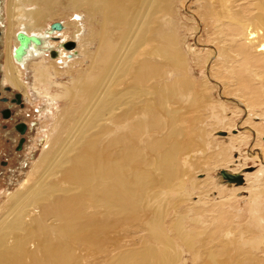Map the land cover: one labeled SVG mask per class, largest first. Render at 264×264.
<instances>
[{
  "label": "bare ground",
  "instance_id": "bare-ground-1",
  "mask_svg": "<svg viewBox=\"0 0 264 264\" xmlns=\"http://www.w3.org/2000/svg\"><path fill=\"white\" fill-rule=\"evenodd\" d=\"M205 1L208 2V0ZM229 1L231 4L227 7V19L229 20L230 27H227L225 32V41L228 42L230 49L226 48L227 55L223 52V49L219 51V55L223 57L219 69L223 72L221 75L218 74L217 77H222V85L225 86L229 94L233 93L236 96H240V98L246 99L248 103L246 106L240 101H236V103L239 107L244 106V108H247L250 112L249 124L251 123L254 130L256 129L255 131L258 137L256 144L257 146H262L264 145L262 142V138L264 137V0H247L248 11L251 12V15L246 17L240 12L235 13L233 7L236 6L232 5L235 4V1L233 0V3L232 0ZM61 3L62 2H59V0H10L8 6L9 32L5 40L7 43L8 55L4 65L6 79L4 78L5 81L2 83L3 86L10 84L22 90L25 100L28 102L29 93L28 91L24 92L25 87L31 90L34 89L32 91L34 94L36 93L35 96L49 97L51 96L52 86L57 84L59 85L60 92H54L53 96L58 100H68L70 104L63 110L62 115L64 116L62 118L65 117V121L60 123L61 118H58L54 127L58 132L55 137L61 138L67 127L69 131L67 138H64V140L62 139V147L58 154L51 155L50 152L55 143L61 142H56L57 139L53 138L54 140H52L53 143L51 142L50 150L46 149L48 151L43 153L41 159L34 167L33 175H31L32 178L30 176L33 182L22 184V190L14 191L15 193L10 194L8 199L0 205V264L69 262L70 256L68 248L71 242L76 240L99 241L102 229L107 223L100 219L98 220V217L95 218L86 215L87 212L85 213V207L87 202L90 201L91 204L96 207L102 206L103 209L106 210V213L108 212V214H113L115 216L135 208L137 206L139 192L145 187L144 183L147 180L140 175L137 181L134 180V183L130 182V173L131 171L133 172L134 164H132L129 159H131L132 155L135 153L134 146L136 145H134V142H139L142 146L150 150L149 139L168 129L169 133L166 135V145L170 150L166 151L167 155L165 153V158L162 156L160 160H155L157 165L155 167L159 175H162L170 186V181L173 179V176L171 177L172 179L169 178V176H165L164 169L166 165L171 163V157H174L176 152L183 150L182 147L186 140L180 139L179 136L184 137L185 129L183 123L186 124L188 119H186V121L185 119L184 121H180V110L178 113L176 110L175 113H173V109L166 106L167 100L169 99L168 92L171 88L167 85V81H163L167 83L166 86H168L169 89L166 93L162 89L165 94L163 95L162 93L164 97H161L159 102L157 98L155 99L157 102L154 100L149 101L150 103H148L144 109V115L140 118H138L139 116L136 117L138 118L137 121L131 123L126 120H121L124 118V113H120V106L123 107L122 105L125 104L124 107H126V104L129 103L133 107L135 100L138 102L142 100L145 89H142L143 93L140 95L138 90H140L139 87L141 83H157L155 87H161L163 85V75L165 71L168 72V69H166L168 67L171 69V73L174 71L173 76L175 78L173 79H175L176 82H174L177 85L174 87L180 90L183 88L182 91H184V93L179 92L180 90H175L178 95H181V98L183 97L184 100L191 99L192 101H196L197 106H199L198 101L202 99L205 100L203 94L206 91L204 92L202 89V91L198 89V85L196 86L191 81L194 79L193 77H191L193 79L190 80V67L187 66L188 68L186 67L185 69V65L181 64V62H179V64H181L179 66L176 64L175 60L178 59L177 57L179 54L183 56L186 64L188 62L183 51L179 48L180 45L178 41L180 37L177 38L176 36V31L178 30L175 28L173 17L172 15L168 16L169 14L167 13L169 6L168 0H69V9H74L75 11H79L81 8L86 9L92 14L91 17L94 19L97 15L101 14L103 20V22H101L102 26L100 23L98 24H100L99 26L102 30L100 29L97 34L98 45L96 50H92L86 45L87 43L84 41V38L83 41H80L77 36L71 38L66 36L70 33V31L67 33V26L73 23H69V25L67 24V26H65V24L61 22L64 26L62 30H57L55 32L51 31L52 24L48 25V21L54 17L63 16L65 13L64 11V13L62 11L61 13L55 10L56 6L61 5ZM244 3H246L245 0ZM1 4L0 12L2 8ZM32 6H36V8L32 9ZM238 9L240 11L241 8ZM163 10L166 22L168 21L166 25L169 31L166 30V32L158 28L156 19L152 17L153 13L158 14ZM77 17L78 19L80 18L79 16ZM1 22L2 18L0 13V24ZM69 28L71 27L69 26ZM64 29L66 33L62 32ZM3 31V28L0 27V42L4 39L3 37L5 34ZM21 31L28 35L38 36L41 38L42 44L36 45L32 43L24 53V56L17 58L15 56V49L19 45L17 35ZM112 31H114L113 36L112 33H110ZM219 35L220 34H218V36ZM218 36L216 37L218 38ZM157 37L160 38L161 41H156L155 39ZM154 40L155 43L158 44L155 45ZM218 40H220V37ZM211 41L214 43L217 42L214 37ZM68 42H75L76 48L74 50H72L73 48H66L65 44ZM92 42L96 41L92 39ZM221 46L224 48L225 42ZM52 51L57 52L55 57L52 56ZM80 54L83 56L82 59L78 58ZM86 60L89 61V64L84 67ZM78 65L79 67L77 68ZM165 65L169 66L163 67ZM2 66L0 62V70ZM59 66H66L65 68L67 69L65 73L72 76L70 86L56 81L58 76H62L64 72L60 70ZM30 67L33 68L35 84H26L25 86L23 79L25 74L24 71H28ZM164 68L166 70L161 73V70H164ZM72 71L78 73L77 77H73ZM159 72L163 74L160 80L158 78ZM128 78L129 80L132 79L130 82L132 84L135 83L133 85L138 87V89L130 85L132 88L129 87L127 90L124 89L123 92L122 88L120 91L123 92L122 95L124 96L121 95V92L118 90L119 88L115 89L117 92L119 91L118 93L122 97L120 98L119 94L114 91V88L124 85ZM166 78L168 77L166 76ZM151 81L154 83H151ZM193 81L195 82L196 79ZM148 84H146V86H148ZM202 84L206 85L208 90H214L212 84L210 85L208 80L204 79ZM178 86L181 88H178ZM153 87H151V90L155 89ZM164 87L165 86H163V88ZM185 89L188 91L186 92ZM145 92L147 91L145 90ZM138 93L140 95V101L137 100ZM148 94V92L145 94L147 95L146 97H150L154 93L150 94V96ZM54 97L52 98L54 99ZM128 99L131 101L129 100L130 102L127 103ZM76 100L80 103V108L78 110L80 116H77L80 118L75 125L73 124L74 126L69 124L73 129H76V132H74V130H70L69 128L68 122L71 117H67V115H72L77 111V109L73 107ZM143 100H145V98H143ZM173 102L175 101L173 100ZM219 104L223 108L226 106L222 102H219ZM130 109L131 108H129V110ZM123 110L122 108V111ZM194 112H196L195 109ZM235 113L239 115L241 110L237 108ZM128 114L130 115V113ZM189 117L192 120L193 116L190 115ZM163 118H166V126H160ZM131 119H134V117L132 116ZM107 120L112 124H117V129L121 131V134L109 136V140L103 141V133L107 132V134H110L108 132L112 129H109L107 126ZM214 124L215 123L212 124L210 131L206 126L207 130L205 132L209 137L204 142L207 149H203L198 155L199 157L196 156V161L198 160L197 163L202 165L201 168H210H208L209 173H215L220 168L229 167L233 162V156H231L232 154L230 153L231 148L232 150L234 148L236 149L237 144H239L240 147L244 144L250 145V137L255 134V132L249 129L252 135L248 132L230 136V146H227V148L224 146L227 149V156L222 155L221 157L219 155L216 156L217 159L215 161V158H212V162H208L211 160L209 156L211 153H209L207 157L206 153L210 151L213 146L215 147L217 142H219L220 145L223 144L222 139L215 137V131L228 127L231 128L235 125L233 119L224 120V118L217 119V126L215 125V128ZM187 127H189V125ZM203 129L205 128H202V130ZM79 131L81 132L77 134ZM199 131H201V129ZM72 132L77 135L73 140L71 139L72 141L70 144L79 148L80 151L78 154L69 158L66 156L67 154L65 155V148L66 150L68 148V144L65 145V141L71 138H69V136ZM202 132L205 133L204 130ZM198 133L203 134L200 132ZM188 136L191 135H186V137ZM155 141L156 139L153 140L154 143L152 144L151 142V144L156 147ZM160 144L159 149L161 146ZM187 144H189V142H187ZM120 145L123 146V150L121 149L122 156L120 157L119 155L115 157L112 149L119 150ZM164 145L163 147H165ZM154 149L155 148H153L151 152H153ZM160 154L161 153L156 154V156H160ZM173 162L176 163V161ZM252 162L256 163V160H252ZM58 163L66 164L61 168V175L69 180L70 186L63 187L60 183L50 181L52 180L51 177L53 173L55 174L54 168ZM193 163L190 164L193 165ZM247 164L248 161L245 162V165ZM186 165L189 167V164L186 163ZM172 166L170 167L172 168ZM42 167H44V172L41 171ZM195 167L194 170L198 169L200 166L196 169ZM175 168L176 167H174V169ZM174 176H176V174ZM217 176L223 179L220 176V171ZM218 178L216 176L212 178L213 187L218 189L221 199L227 197V202H224L225 204L217 203L216 206L231 210V208L234 207H231V205L229 206V204L232 203L231 198L236 195V189L229 190L224 189V187H219L221 181ZM252 179L250 190L253 206L251 207L252 218L250 223H254V225L259 227L264 233V215L261 214V211H264V166L260 168L259 172ZM173 186L174 185L170 187ZM204 198L210 200L211 197L207 195ZM201 200L202 199H200V201ZM38 209L39 212H36ZM52 218H57L59 220L57 228L53 226V220L50 223ZM162 226H164V224L153 226V231L161 229L156 240L159 241V248L162 254L144 250L140 253H132L128 256L121 257L114 261L116 262L114 264H159L162 262V256H165V252H168L172 248L170 247L169 239H167L169 236L168 232L165 233ZM181 227L180 224L175 227V231L177 230L176 234L178 233L183 241H192L194 239L193 236L182 233ZM232 234V230L227 231V264H233L232 262L261 264L258 262L259 260L255 255L252 256L249 253L247 258H245L246 255L243 254L244 257L242 258H245L244 260L241 261L237 259L236 253L239 247L237 248L235 244L244 243L245 246H250L252 249L257 250L259 247L255 245L264 242V235H257L256 238L248 239L243 232H240V235L234 238H232ZM188 244L189 243L186 245H192V243H190V245ZM31 245L35 246L33 250L30 248ZM212 259H214V263L209 262L206 264H222L220 260H215L214 256L210 257L208 261ZM256 260L258 261L256 262Z\"/></svg>",
  "mask_w": 264,
  "mask_h": 264
},
{
  "label": "rangeland",
  "instance_id": "rangeland-1",
  "mask_svg": "<svg viewBox=\"0 0 264 264\" xmlns=\"http://www.w3.org/2000/svg\"><path fill=\"white\" fill-rule=\"evenodd\" d=\"M60 1L62 2L61 5H57L55 10H58L59 12L64 11L65 13L63 12V16L54 17L49 20L48 25L53 24L54 22H63L65 26H67V24L69 25V23H73L72 25H69L71 28L67 26V33L69 31L70 33H68L66 36L70 38L77 36L80 41H83L84 38V41L87 43L86 45H88L92 50H96L98 45L97 34L101 29L99 25L101 24V22H103L101 14L97 15L94 19L91 17L92 14H90L86 9L81 8L79 9V11L76 10V12L74 9L68 8L69 0H59V2ZM234 1L235 4L232 5L236 6L233 7L235 9V13L240 12L244 17L251 15V12L248 11L247 0H245L246 3H244V0ZM9 2L10 0H2V2H0L2 3V8L0 12L2 22L0 24V27L3 28V32L5 34H3V41L0 42V52H2L0 53V60L3 65L0 70V82L2 83L6 79L4 73V65L8 55L7 43L5 40L9 32ZM168 4L167 13L169 15H167H172L173 17L175 28L179 31V34L178 31H176L177 38L180 37L178 41L180 45L179 48L183 51V54L188 62L186 64L185 59H183V56L179 54L177 57L178 59L176 58L177 60H175L176 64H178V66L181 64L185 65V67L183 66L185 69L187 66H189L191 69V75L189 76L190 80L193 78L196 79L197 83L196 81H193L194 79L191 81L196 86L198 85V89H202L204 92L206 91L209 93L203 92L205 100L202 99L201 101H198L199 106L196 105V101H192L191 99V101L189 99L184 100V98H181V95H178V93L175 91L177 89L175 88L177 85L175 84V79H173L175 78L173 76L174 71L173 73H171V69L167 67L169 65H165L163 67H167L166 69H168V72L165 71L166 69L164 68V70H161V73L165 71L167 75L165 73L164 75L160 74V72L158 74L160 77L157 75L159 80L162 77L161 75L164 76L162 78L163 85L161 87L156 88L155 86L157 85V83H154V80L151 81V83L154 84H150V82L149 84L147 82H145L144 84L143 82L144 85L142 83L141 85L139 83L140 90L138 91L140 95L145 89L149 93V96L153 93V95L156 96L152 95L150 97H146L147 95L145 94H147V92H145L144 90L142 97L145 98V100L148 98L146 101L143 100V98L141 97L143 100L142 101L138 93L139 98L137 95V100L140 99L141 101L139 100L140 102H138L135 100V102H137L133 103L135 107H132L128 103L131 101L130 99H128V104H126L127 106L124 107V104L122 105L123 107L120 106L119 109L120 113H124V118L121 120H126L127 122L131 123L133 121H137L138 118L144 115V109L146 105L150 103L149 101L154 100L155 102H157V100H155L157 98L159 102L160 98L164 97L163 95L168 92L169 88H171L168 92L169 99L167 100L166 106L172 108L173 113H175V110L177 113L180 110V121H184V119L186 121V119H188V121L186 122L187 125L181 122L184 125L185 135L184 137H179L180 139L186 140H183L185 141L184 146L182 147L183 150H181L180 152H176L174 154V157L172 156L170 159L171 163H169V165H166V168L164 169L165 176H169V178L173 176V179L171 178L172 180L170 181V186H174L170 187L169 184L165 181V178L162 175H159V172L156 170L155 167L157 166L155 160H160L162 156H164L165 158L166 151L170 150L169 148H167L166 145V135L169 133V129L161 132L160 134H156L153 138L149 139L150 150L142 146L139 142H134V145L136 146H134L135 151H133L135 153L132 155V158L129 159V161L134 164L133 172L131 171L130 173V182L134 183V180L137 181V178L140 175L146 178L147 180L144 183L145 187L143 186L144 188L141 189V191L139 192L137 206L115 216L113 214H108V212L106 213V210L103 209L102 206H93L91 202L88 201L85 207V213L87 212L86 215L93 216L95 218L98 217V220L100 219L107 223V225H105V227L102 229L100 240L97 242H92L90 240H76L73 241L74 243L71 242L68 248L70 256L69 262H37L36 264H114L116 263L114 261L118 260L121 257L128 256L132 253H140L144 250L162 254L159 248V241L156 240V238L158 237V233L159 231H161V229H156L155 231H153V226L163 224L164 226H162V228L164 229L165 233L168 232L169 236L167 237V239H169L170 247L172 248L168 252H165L166 255L162 256L163 260L159 264H206L209 262L214 263V259L208 261L212 256H214L215 260H220L222 264H227L228 230H232V238L238 237L240 235V232H243L246 235V238L248 239L256 238L257 235H264V233L259 227L254 225V223H250L252 218L251 207L253 206L250 185L253 180L252 178H254L255 175L259 172L260 168L264 166V164H262L264 163V145L257 146L256 144V141L258 140L255 131L256 129L254 130V127H252L251 123L249 124L250 112L247 110V108H244V106L248 104L246 99L240 98V96H236L233 93L229 94L225 86L222 85V77H217L218 74L221 75L223 72L219 69L220 63L223 61V57L219 55V51L223 49V52H225V54L227 55L226 48L230 49L228 42L225 41V32L227 30V27H230L229 20L227 19V7L231 3L229 0L228 5L227 0H208V2L205 0H168ZM31 8H36V6H32ZM238 8H241L240 11ZM77 16H79L80 18L78 19ZM164 16V10L162 12L160 11L158 14L153 13L152 15V17L156 19V25L158 26V28L163 32H166V30H168V26L166 25L168 24V21L166 22V17ZM62 32L66 33V30L64 29ZM110 33H112V36L114 35V31ZM218 34L220 35L218 36ZM216 36H218V38L220 37V40H218ZM213 37L216 38V43L211 41ZM92 39L96 42H92ZM155 40L161 41V39L158 37ZM224 42L225 47L223 48V46L221 45H223ZM156 44L158 43H155V45ZM75 48L76 47H74L72 50H74ZM78 58L82 59L83 56L80 54ZM179 62H181V64H179ZM87 64H89L88 60H86L84 67H86ZM65 67L66 66H59L60 70L64 72L62 73V76H58V79L56 81L70 86L72 76H70V74L68 75L65 73V70L67 69ZM78 67L79 65L77 66V68ZM24 72L25 74L23 79L25 86L26 84L34 85L35 79L33 78V68L30 67L28 71ZM72 72L73 77H77L78 73L76 71ZM165 75L168 78H166ZM204 79L208 80L210 85L212 84V88L214 90H208L207 86L202 84L204 82ZM131 80H129L128 78L125 81L124 85L115 87L114 91H116L115 89L118 88V90L120 91L123 88L122 90L124 92V89L127 90L130 85L133 88L138 89V87L133 85L135 83L132 84L130 82ZM163 81H167L168 84ZM2 83L0 86L4 87ZM146 84H148V86H146ZM166 84L169 85V88L168 86H166ZM5 86L9 87V89H6L5 91L10 93V97L13 96V93H20L22 96V91L14 90L10 85ZM163 86L165 87L163 88ZM151 87L155 88V91L151 90ZM178 88L181 87L178 86ZM25 89H27V87H25ZM25 89L24 92L28 91L29 93L28 102H24L25 107L23 109L16 107V117L13 119L3 118V116H1L2 118L0 117V205H2L4 201L8 199V196H10V194L15 193L18 190H22V184L33 182V179H31V175H33L32 173L34 172V167L41 159L43 153L45 151H48L46 149L50 150V146L53 143L52 140H54L53 138L57 139L56 142L61 141L58 142L59 144L55 143V147L53 146L52 151L50 150L51 155H57L60 151V148L62 147V141L64 140V138H67V134L69 132L67 127L65 129V133H63V136L61 138L55 137L58 134L57 129L54 128L55 124L58 118H61L60 123H63L65 121V117L62 118L64 116L62 115L63 110L68 104H70L68 100H58L55 99V97L53 96L54 92H60L59 85L54 84L52 86L51 96L49 97L35 96L36 93L34 94V92L32 91L34 89ZM162 89L165 93H163ZM178 90L180 89H177V91ZM182 90L183 88H181L179 92L184 93V91ZM185 91L187 92L188 90L185 89ZM118 92L116 91V93ZM123 92H121V95ZM121 95L119 94L120 98H122ZM52 97H54L55 100ZM172 99L176 103L173 102ZM236 101H240L242 104H244V106L239 107ZM219 102H222L226 105L224 107L225 109L220 106ZM2 106L3 105L0 103V109ZM73 107L77 109V111L73 113L74 116L73 114L67 115V117H71L70 121L68 122V125L70 124L71 126H74L80 118L77 117L80 116V113H78V110L80 108V103L78 100L74 102ZM122 108L125 111H122ZM129 108L131 109L129 110ZM237 108L241 110V113L239 115L235 113V110ZM194 109L196 112H194ZM128 113H130L131 116ZM187 113L193 116L194 119L192 117L191 120L189 117L190 115H188ZM0 114H2V112H0ZM129 116L131 118L133 116L134 119H131ZM221 118H224V120L233 119L235 125H233V127L231 128L228 127L226 129H219L215 131L216 133L214 132L215 137L222 139L224 145H220V143L217 142L216 146H213V148L206 153V157L209 155V153H211L209 155L211 157V160L208 162H212V158H215V161L217 159L216 156L219 155L221 157L222 155L227 156L226 148L231 144L230 136L240 133H248L249 129L255 132V134L250 137V145L244 144L240 147V145L237 144L236 149L234 148L232 150L231 148L230 153L232 154L231 156H233V162L229 167H223L218 169V171H216L215 173H209L208 170L210 168H201L202 165L197 163L198 160L196 161V156H198L203 149H207L204 142L209 137L206 135L205 132L207 130L206 126L209 128L208 130L210 131L212 128V124L215 123V128L217 126V119ZM165 119L166 118L162 119L163 121L161 122L160 126H166L167 122ZM17 121H23L28 125L27 132L24 135L20 134V132H15L14 123H16ZM106 124H108L107 126L109 127V129L112 128L113 130L111 129L112 132L111 130H109L108 133L110 134H107V132L103 133V141L109 140V136L111 137L115 134H121V131L117 129V124H112L109 120L106 121ZM3 125H5L6 127H3ZM188 125L189 127H187ZM71 126L69 127L70 130L72 129L74 130V132H76V129H73ZM202 128H205L203 129L205 133L202 132ZM200 129L201 131H199ZM80 132L81 131L77 132V134ZM196 132H200L203 134L198 133L197 135ZM162 133L163 135L165 134V137L162 135ZM77 134H74L72 132L71 135L73 136L70 135L69 138H71L65 141V145L68 144L67 150L65 148V155L67 154L66 156L69 158H71L73 155L78 154L80 151L79 148H76V146H72V144H70V142ZM249 134L252 135L251 132H249ZM14 135L16 137L24 136L26 138L24 148L22 150H17L15 148L17 147L19 142L16 146L15 143L20 139L19 137H17L18 140L16 138L14 140L12 137ZM186 135L193 136H188V138L186 137ZM155 139L156 147L152 145L154 143L153 140ZM187 142H189V144H187ZM262 142L264 143V137L262 138ZM162 143L163 145L165 144V147H163ZM159 144L163 148L160 146L159 149ZM150 145H152L153 147ZM224 146H226V148ZM153 148L155 149L153 150V152H151ZM121 149L123 150V146L121 145L119 146V150L112 149L115 157H118L119 155L120 157L122 156ZM158 152L161 154L163 152V154H160V156H156V154H159ZM252 160H256V163L252 162ZM173 161H176L177 164ZM192 161L195 163H193ZM246 161H248L247 165H245ZM186 163L189 164V167H187ZM190 163L196 165L193 166ZM64 165L66 164L58 163L55 166V174L53 173L51 177L52 180L50 181L60 183L63 185V187H67L70 186V182L64 176L61 175V168H63ZM170 166H172V168ZM174 167H176L177 170L176 168L174 169ZM194 167L195 169L197 167L199 168L194 170ZM223 169L228 170L232 174H241L243 177V182L241 184H236L226 182L224 179L218 178L219 176L217 175L219 174V171ZM41 171L44 172V167H42ZM174 173L176 174V176H179H174ZM214 176H216L221 181V183H219V187H224V189L229 190L236 189V195L235 197L231 198L232 203L229 204V206L231 205V207H234L231 208V210L216 206L217 203L225 204L224 202H227V197L225 199H221L219 196L218 189L213 187L212 178H214ZM207 195H210V200H206L204 198ZM200 199L202 200L200 201ZM36 212H39V209L36 210ZM261 214L264 215V211H261ZM52 220L53 226L57 228L59 220L57 218H52L50 220V223ZM179 224L182 226V233H187V235L189 234L190 236H193L194 239L192 241L190 239H187L190 241H183L181 240V236L178 233L176 234L177 230L175 231V227ZM185 243H189L188 245L192 243L193 246H187ZM235 245L237 248L239 247L236 253L237 259H240L242 261L247 258V255L250 254L252 256L255 255L257 257L259 261L256 260V262L258 261L259 263L264 264V242L255 245L259 247V249L257 250L252 249L250 246H245L244 243H239ZM34 247V245L30 246L32 250L34 249ZM243 254L246 255L244 259L242 258L244 257ZM232 263L248 264V262Z\"/></svg>",
  "mask_w": 264,
  "mask_h": 264
},
{
  "label": "water",
  "instance_id": "water-1",
  "mask_svg": "<svg viewBox=\"0 0 264 264\" xmlns=\"http://www.w3.org/2000/svg\"><path fill=\"white\" fill-rule=\"evenodd\" d=\"M1 2V0H0ZM1 4V3H0ZM63 24L61 22H54L51 25V31L55 32L57 30H62L63 29ZM1 33V32H0ZM17 39L19 41V45L17 46V48L15 49V56L17 58H21L22 56H24V53L26 52V50L29 48V46L34 43L36 45H41L42 44V40L41 38H39L38 36L35 35H28L25 32H19L17 35ZM66 48L72 49L75 47V42H68L65 44ZM52 56H56L57 52L56 51H52ZM18 97L20 98L21 95L19 94ZM21 99V98H20ZM18 130L24 135L27 132V124L26 123H21L18 125ZM26 138H22L20 143H19V147L17 148V150H22L23 148V144L26 141ZM220 176L226 181V182H230V183H236V184H241L243 182V177L241 174H232L230 173L228 170H221L220 171Z\"/></svg>",
  "mask_w": 264,
  "mask_h": 264
},
{
  "label": "flooded vegetation",
  "instance_id": "flooded-vegetation-1",
  "mask_svg": "<svg viewBox=\"0 0 264 264\" xmlns=\"http://www.w3.org/2000/svg\"><path fill=\"white\" fill-rule=\"evenodd\" d=\"M1 62V61H0ZM0 80H1V77H0ZM1 83L2 82H0V85H1ZM10 85V84H9ZM10 86H12V88L14 89V90H17V91H22V90H20V89H18V88H16L15 86H13V85H10ZM1 88H0V103L3 105L2 107H1V109H0V112H2V114H0V117L1 116H3V118H9V119H13V118H15L16 116H15V109H16V107L17 108H21V109H23L24 107H25V96H24V94H23V92H22V96H21V99L18 97V95L20 94V93H13V96H9L10 95V93H8V92H6L5 90L6 89H9V87H7V86H4V87H2V86H0ZM27 102V101H26ZM8 103V104H7ZM13 107V108H12ZM2 118V117H1ZM21 123H25V122H23V121H17L16 123H14V130H15V132L17 131V132H20L19 130H18V125L19 124H21ZM28 126V125H27ZM3 127H6L5 125H3ZM28 129V128H27ZM20 134H22L21 132H20ZM23 135V134H22ZM13 137V139H15V135L14 136H12ZM17 137H19V136H17ZM16 137V139H18ZM22 138H24V136H20L19 137V141H17L16 143H15V146L17 145V143L19 142L20 143V141H21V139ZM26 140V139H25ZM19 143H18V145H17V147H16V149L19 147ZM25 143V142H24ZM23 148H24V144H23ZM15 149V150H16Z\"/></svg>",
  "mask_w": 264,
  "mask_h": 264
}]
</instances>
